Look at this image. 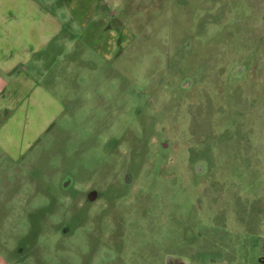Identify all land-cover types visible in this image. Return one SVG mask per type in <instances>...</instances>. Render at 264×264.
<instances>
[{"label":"rangeland","instance_id":"obj_1","mask_svg":"<svg viewBox=\"0 0 264 264\" xmlns=\"http://www.w3.org/2000/svg\"><path fill=\"white\" fill-rule=\"evenodd\" d=\"M110 11L117 56L0 157V264H264V0Z\"/></svg>","mask_w":264,"mask_h":264},{"label":"crops","instance_id":"obj_2","mask_svg":"<svg viewBox=\"0 0 264 264\" xmlns=\"http://www.w3.org/2000/svg\"><path fill=\"white\" fill-rule=\"evenodd\" d=\"M115 1L0 0L1 158H25L59 126L69 84L117 56L125 30L110 25Z\"/></svg>","mask_w":264,"mask_h":264}]
</instances>
